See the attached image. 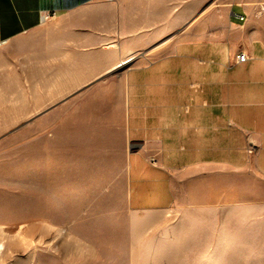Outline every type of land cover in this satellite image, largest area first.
<instances>
[{
	"label": "crops",
	"instance_id": "obj_1",
	"mask_svg": "<svg viewBox=\"0 0 264 264\" xmlns=\"http://www.w3.org/2000/svg\"><path fill=\"white\" fill-rule=\"evenodd\" d=\"M0 53L25 223L63 205L94 255L264 264V0H0Z\"/></svg>",
	"mask_w": 264,
	"mask_h": 264
},
{
	"label": "rangeland",
	"instance_id": "obj_2",
	"mask_svg": "<svg viewBox=\"0 0 264 264\" xmlns=\"http://www.w3.org/2000/svg\"><path fill=\"white\" fill-rule=\"evenodd\" d=\"M3 59L2 71L4 73L13 75L17 72L16 68L17 70L20 68V64L10 62L7 64L6 60L8 59L5 55ZM8 83L11 84L10 87L7 85L0 87V92L10 93L8 97H0V123L17 114V111L14 112L9 109H18L22 105L21 88L14 87L13 84L15 85L16 81L12 79ZM54 118L55 115L53 114L49 120ZM16 131H18L17 127H0V264H108L106 261L110 259L116 261L113 264H127V258L123 256L94 255L92 240L89 243L86 239H77V234L87 236L86 228H88L85 223H70V215L75 213L77 209L66 208L62 205L58 214L59 218H57L58 216L55 217L56 209L53 206H48L47 217L48 220H53L52 223L47 222L46 225L40 226L38 223L24 222L21 165L23 164L24 152L27 150L24 146L26 139H23L22 132ZM76 139L77 137H75V141ZM63 140L71 142L72 137L67 136ZM114 153L111 152L112 155ZM108 162H106L105 168H108L112 173L118 168L119 162L115 158ZM51 163L53 160L48 159L47 165L49 166ZM71 194H64V204H76L79 201L75 195L74 198L76 199H72ZM117 194L115 193L116 196ZM48 198L46 204L52 205L54 196ZM51 199L52 201H50ZM56 218L59 219V223H55ZM39 227H42L41 230ZM72 230L75 231L74 234L71 232ZM172 259V262L166 264H184L182 256H175Z\"/></svg>",
	"mask_w": 264,
	"mask_h": 264
},
{
	"label": "built area",
	"instance_id": "obj_3",
	"mask_svg": "<svg viewBox=\"0 0 264 264\" xmlns=\"http://www.w3.org/2000/svg\"><path fill=\"white\" fill-rule=\"evenodd\" d=\"M240 19H242V17H240ZM236 58L238 61H245V59L247 58V55L244 53H238L236 55Z\"/></svg>",
	"mask_w": 264,
	"mask_h": 264
}]
</instances>
